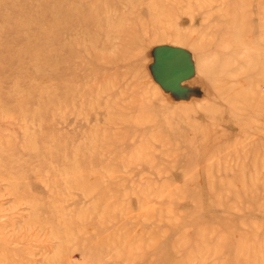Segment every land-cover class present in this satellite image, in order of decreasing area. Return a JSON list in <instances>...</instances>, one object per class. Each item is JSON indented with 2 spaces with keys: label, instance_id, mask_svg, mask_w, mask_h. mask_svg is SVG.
Returning a JSON list of instances; mask_svg holds the SVG:
<instances>
[{
  "label": "rangeland",
  "instance_id": "obj_1",
  "mask_svg": "<svg viewBox=\"0 0 264 264\" xmlns=\"http://www.w3.org/2000/svg\"><path fill=\"white\" fill-rule=\"evenodd\" d=\"M0 264H264V0H0Z\"/></svg>",
  "mask_w": 264,
  "mask_h": 264
},
{
  "label": "water",
  "instance_id": "obj_2",
  "mask_svg": "<svg viewBox=\"0 0 264 264\" xmlns=\"http://www.w3.org/2000/svg\"><path fill=\"white\" fill-rule=\"evenodd\" d=\"M163 74L170 77L175 84L189 78L192 65L187 53L178 47H163L158 54Z\"/></svg>",
  "mask_w": 264,
  "mask_h": 264
}]
</instances>
